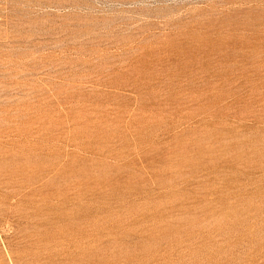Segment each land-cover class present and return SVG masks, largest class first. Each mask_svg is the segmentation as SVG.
<instances>
[{
	"label": "rangeland",
	"instance_id": "rangeland-1",
	"mask_svg": "<svg viewBox=\"0 0 264 264\" xmlns=\"http://www.w3.org/2000/svg\"><path fill=\"white\" fill-rule=\"evenodd\" d=\"M0 264H264V0H0Z\"/></svg>",
	"mask_w": 264,
	"mask_h": 264
}]
</instances>
